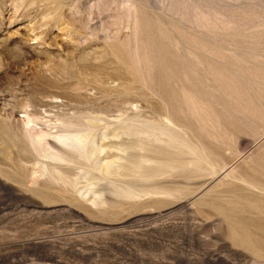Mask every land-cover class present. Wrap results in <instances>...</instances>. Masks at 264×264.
<instances>
[{"label": "rangeland", "instance_id": "obj_1", "mask_svg": "<svg viewBox=\"0 0 264 264\" xmlns=\"http://www.w3.org/2000/svg\"><path fill=\"white\" fill-rule=\"evenodd\" d=\"M136 112L183 116L211 172L95 204L0 129V264H264V0H0V117Z\"/></svg>", "mask_w": 264, "mask_h": 264}, {"label": "bare ground", "instance_id": "obj_2", "mask_svg": "<svg viewBox=\"0 0 264 264\" xmlns=\"http://www.w3.org/2000/svg\"><path fill=\"white\" fill-rule=\"evenodd\" d=\"M186 94L187 120L197 116L198 110L196 96L188 91ZM57 119L60 123L51 131L50 125L38 128V118L26 116L16 129L17 124L10 118L0 117L1 131L28 153L31 165L26 174L32 184L60 181L65 187L92 193V201L97 204L105 191L131 199L149 193L190 190L188 185H194L200 173L212 170L193 127L186 125L181 115L174 119L165 114L160 121H152L139 112L123 113L118 121H104L100 114L91 113ZM65 162L77 164L81 171H71L64 166ZM180 182L187 186H181Z\"/></svg>", "mask_w": 264, "mask_h": 264}]
</instances>
